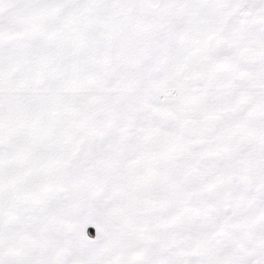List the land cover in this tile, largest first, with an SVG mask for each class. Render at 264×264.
<instances>
[{"label":"snow or ice","instance_id":"6c2138e0","mask_svg":"<svg viewBox=\"0 0 264 264\" xmlns=\"http://www.w3.org/2000/svg\"><path fill=\"white\" fill-rule=\"evenodd\" d=\"M0 264H264V0H0Z\"/></svg>","mask_w":264,"mask_h":264},{"label":"trees","instance_id":"16d2710c","mask_svg":"<svg viewBox=\"0 0 264 264\" xmlns=\"http://www.w3.org/2000/svg\"><path fill=\"white\" fill-rule=\"evenodd\" d=\"M92 231H93V229L90 228V229H89V233L93 235Z\"/></svg>","mask_w":264,"mask_h":264},{"label":"crops","instance_id":"0c3cea01","mask_svg":"<svg viewBox=\"0 0 264 264\" xmlns=\"http://www.w3.org/2000/svg\"><path fill=\"white\" fill-rule=\"evenodd\" d=\"M90 229V228H89ZM93 229V228H92ZM92 233H93V235L95 234V230L93 229V231H92Z\"/></svg>","mask_w":264,"mask_h":264}]
</instances>
